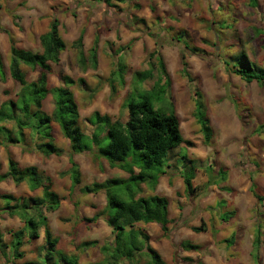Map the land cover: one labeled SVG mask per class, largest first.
<instances>
[{
    "label": "clouds",
    "instance_id": "obj_1",
    "mask_svg": "<svg viewBox=\"0 0 264 264\" xmlns=\"http://www.w3.org/2000/svg\"><path fill=\"white\" fill-rule=\"evenodd\" d=\"M53 28L65 42L54 57L40 61L37 53L43 54L45 45L29 50L21 44ZM0 41L11 53L6 76L0 72V77L14 85L9 95L0 94V161L5 165L0 171L8 172L9 161L14 165L0 180V264H144L143 254L160 238L169 261L175 254L174 264H186V256L200 258L191 264H257L264 201L257 202L251 189L253 180L264 176V160L253 155L252 141L264 136V0H0ZM92 54H103L95 68L88 63ZM61 71L73 79L65 82ZM14 72L24 75L22 85L13 80ZM68 86L82 90L79 98L89 102L78 117L83 141L61 132L59 125L49 137L50 129L42 126L43 117L55 119L59 90ZM40 89L43 96L36 94ZM146 93L160 96L171 110L149 111ZM97 97L107 121L87 124L83 115L93 119ZM10 100L20 109L12 116L7 115ZM134 103L141 106L128 107ZM184 103L208 130L206 138L198 133L195 150L183 142V134L176 141L168 119ZM191 118L186 112L177 126ZM156 120L168 129L160 133L159 148L141 128L142 123L159 127ZM117 127L126 129L122 143L128 147L113 150L108 145ZM155 150H163L159 161L148 159ZM157 165L167 182L168 219L146 216L147 205L137 209L141 220L111 219L107 186ZM61 174L64 180L58 183L53 178ZM73 175L78 177L74 186ZM233 176L237 187L243 185L240 192L224 190ZM94 184L107 186L85 195ZM139 187L133 205L156 195L155 188L145 193L143 184ZM55 198L60 203L51 207ZM237 206L238 215H232ZM25 207L33 210L22 212ZM84 213L94 217L93 224L86 223ZM29 220L43 222L34 228ZM241 225L246 226L245 255L238 256L237 243L229 241ZM141 227L153 237L147 243L140 238ZM185 244L202 247L190 251ZM129 246L138 249L132 259Z\"/></svg>",
    "mask_w": 264,
    "mask_h": 264
},
{
    "label": "trees",
    "instance_id": "obj_2",
    "mask_svg": "<svg viewBox=\"0 0 264 264\" xmlns=\"http://www.w3.org/2000/svg\"><path fill=\"white\" fill-rule=\"evenodd\" d=\"M113 7H116V5H112ZM39 40V44H43L45 45V51L43 54L37 53V55L39 56L40 61H44L48 58H52L54 57L55 54V50L59 47L61 50H63V48L65 47V42L64 40H62L57 33L55 32V29L53 28V31L48 33V34H40L38 37ZM11 43V42H10ZM20 51V55L24 54L23 48L19 49ZM9 53V52H8ZM10 56L11 53H9V60H8V65H7V69L10 65ZM246 59V56H245ZM89 65L91 68H95L97 67L98 61H97V56L95 54L90 55L89 61H88ZM251 63V62H249ZM24 65H30L29 61H24ZM16 67L19 69L21 68V64L17 63ZM0 72H3V66H2V62H1V58H0ZM5 74V73H4ZM61 77H63L65 82L71 81L73 78H71L68 75H64V74H60ZM1 80H4V77H0ZM13 80H18L19 83L22 85L24 82V75L21 74L20 72H14L13 73ZM80 83L83 85L85 84V80L83 77H80ZM60 91V95L57 96L56 98V110L53 113V116L55 117V119H52L51 117H43V119L45 120V124L42 125L43 127H47L50 129V131L47 133V135L49 137H51L52 135V122L56 123L57 125H59V129L61 132L67 134V133H75V136L73 137L74 139H80L81 141L84 140V137L81 133V127L79 126V111H78V106L75 102L74 99V95L70 89V86L65 87L64 89L59 90ZM6 94H8V92H5ZM37 95L39 96H43L44 92L42 89L38 90ZM146 99H147V106L149 111H152L153 107H155L157 110H159L160 107H164L163 105H161L160 107H156L155 103H157L159 101V99H161L160 96L155 97V99H153L151 93H146ZM37 106H39V102L37 101ZM62 106V107H61ZM140 103H134L131 105H128V107L130 108H136V107H140ZM169 111L171 110L170 107L168 106ZM14 110H20L17 107V104L14 102V100H10L8 105H7V115L8 116H12ZM93 115V119L89 120L87 119V121L89 122V124L92 123H97V124H102L105 123L107 121V117H101L100 113L97 111H94L92 113ZM3 117H4V113L0 112V125L3 124ZM194 118L196 120V123L199 125L200 128V133H203L205 138L208 135V130L205 128V122L202 119V117L200 115L197 114V111H194ZM168 119L172 120V131L175 133V139L177 142L181 141V132H180V125L177 126V121L178 118L177 116H169ZM156 124L159 125V127H155L153 125H149L146 123H142L141 124V128L142 129H146L149 136L152 137V141L151 143L157 145V148H159V143L162 142V138L160 137V133L161 131H163L165 134H167L168 129L163 125V123L160 120H156ZM5 131H9L8 129H5ZM13 139H16V136L13 135ZM111 139H112V143H110L108 145L109 148L113 149V150H118L119 147H125L127 148L128 145L123 144L122 143V139H127V135H126V129H122V128H115L112 133H111ZM167 140L169 142L172 141V136L171 135H167ZM183 142L186 144H190V141L184 140ZM163 155V150H155V156H149L148 159L152 160V159H156L157 161H159L160 157ZM109 164L112 165L113 168L115 167H119V165H117L115 162L109 160ZM13 162L9 161L7 164V168H8V172L7 173H0V180L5 179L7 177V175H9L12 170H13ZM34 170V169H33ZM163 173H159V168L158 165L156 167H144L142 168V170L136 175L133 176L132 178L128 179L127 181L124 180H116V182H114L112 185L107 186V185H102L100 187H108V196L110 197L109 199V209H110V213L109 216L111 219L113 220H117L120 218H125L126 220L129 221H138L141 220V216L139 211L137 210L138 208H142L144 205H147V211L145 213V215H149V214H163V217L165 220L168 219V200L167 198H165L164 196H158V195H154L151 196L149 199H144V197H140L137 201V203L135 205H133V196H136L137 193L140 191V184H143L145 182H148L152 187L156 186L157 184V180L160 177V175H162ZM63 175V174H61ZM23 179V177H22ZM72 183L73 186L76 183V180L78 179L77 176L73 175L72 176ZM51 182V181H50ZM25 183H27V181L25 180ZM30 187V184L28 185ZM189 185L187 183V181L185 182V187L187 188ZM100 187H97L95 184L92 185V187H90L88 189L87 194L89 193H93V192H99L100 191ZM253 187L254 185L252 184V191H253ZM127 194L129 199H125L124 196ZM54 197L56 196L55 193L52 194ZM5 199H9L10 197L6 194L4 196ZM60 203V200L58 198L53 199L51 207H54L56 204ZM7 207V206H6ZM34 208H39V204H35L33 206ZM33 210V208H28L25 207L24 209H21L22 212H31ZM13 212L16 211L15 208L12 209ZM99 215V213L97 214ZM44 219H47V217H45ZM84 220L86 222H92L94 221V217L92 218H84ZM29 224H32L34 228L39 226V223L43 222L40 220H29L27 221ZM203 224V223H201ZM204 229L203 228H197L196 231L202 232ZM121 233L124 232V229L121 227L120 229ZM139 233H140V238L144 241V243H147L149 241V236L148 234L145 232V230H143L142 228L139 229ZM33 235H36V233L34 232ZM38 238V236H37ZM50 243H53V247H55L54 242L48 241ZM261 242H259L258 247H260ZM84 246V245H82ZM184 247L188 250H197V246L193 245V244H185ZM101 253L104 254V249L102 248ZM127 258L132 259L135 255V252L138 251V249L136 248H132L131 246H129L127 249ZM144 257H146L144 264H163L160 255L152 248V247H148L146 252L143 254ZM185 262H192L193 260L189 257H185L183 258ZM138 263V262H137ZM44 264H47V261L44 262ZM66 264H72V261L66 260Z\"/></svg>",
    "mask_w": 264,
    "mask_h": 264
},
{
    "label": "rangeland",
    "instance_id": "obj_3",
    "mask_svg": "<svg viewBox=\"0 0 264 264\" xmlns=\"http://www.w3.org/2000/svg\"><path fill=\"white\" fill-rule=\"evenodd\" d=\"M221 7H223V5ZM193 31H195V29H193ZM38 34H34L31 37L30 41H22L21 44L26 46L27 49H32L35 45L38 44V39H37V35ZM249 39H251L250 36H249ZM241 44H242V47H243V37H242V40H241ZM245 56H246V59H248L246 51H245ZM0 58H1L2 66H3V71H4L5 76H6L7 65H8V60H9V53L5 51V46H4V43L2 41H0ZM102 60H103V54H101L100 57H97V61L102 62ZM249 62H251V61L249 60ZM60 74L68 75L71 78H73L71 75H69L68 73H66L64 71H61L59 73V75ZM83 78H84V80L86 82L87 77L83 76ZM13 86L14 85H6L4 83V80L0 79V94L5 95V96L9 95ZM70 89H71V87H70ZM6 91L8 92V94L5 93ZM71 91H72V93L74 95L75 102H76V104L78 106L79 117H80L82 115V113L80 111L81 105L83 104V106L85 108H87V107H89V102L87 100H83L82 101L79 98L80 95H81V91L82 90L73 91L71 89ZM161 105H163L164 107H168V105L166 104L165 101H163L162 99H159V101L157 103H155V106L156 107H160ZM102 106H103V100L101 98L97 97L96 100H95V103H93L91 105L92 113L94 111H97V112L100 113V108ZM194 111L195 110L192 109L191 105H189L187 103H184L182 107L177 109L176 114H175L177 116L178 120H181V121H183V118H184L186 112L191 114V116H192L191 119H188L187 122H181L180 123V132H181V135L183 134L185 139L189 138L190 144H187V145L191 146L193 148V150H195V148H196V141L199 138L198 137V133H200L199 125L197 123H195L196 120L194 118ZM83 118H84L85 122L87 124H89V122L87 121L88 116L86 114L83 115ZM209 119H211V118H209ZM258 122L259 121H257V123ZM51 126H52V132L55 131L57 124L52 122ZM79 126L81 127L80 123H79ZM256 131H258V129ZM252 148L255 150L253 152V155L256 156L258 158V160H264V136H258L254 141H252ZM53 163H55V162H53ZM4 167H5L4 163L2 161H0V169H3ZM258 167H259V165H258ZM115 168H117V167H115ZM0 173H4V172L0 171ZM53 179H55L58 183H63L64 177H63V175H60L59 177H55ZM255 180H256V184L257 185H254L252 194H253V196H254V198L256 199L257 202H262V201H264V176H260V177H258ZM232 181H233L232 183H234V185H233V187L231 186V190L228 189V188H225L224 190H228V191H230L232 193L240 192L241 189L243 188V185L242 186L240 185L239 187H237V183H235V181H236V177L235 176L232 177ZM154 188H155V186L152 187L148 182L143 183V190H144L145 193H148L150 190H153ZM166 190L167 189L164 186L160 185V186H158V189H157L158 193L157 194H159L160 196H167L166 195ZM140 191H141V189H140ZM155 191H156V188H155ZM245 191H247V190L245 189ZM84 194L85 195H91L92 193H89V194L84 193ZM124 198L125 199H129L127 194L124 196ZM96 206L97 205H95V204L91 205V207H96ZM238 213H239V206L234 208L233 211H232L233 215H238ZM262 215H264V214H262ZM84 218H92V217H89L87 213H84ZM86 223L87 224H93L94 221L86 222ZM201 223H203V221H201ZM97 227H99V226H97ZM142 229L145 230L144 228H142ZM245 232H246V226L245 225H241V232L239 234L234 233L232 240L229 241L230 244L237 243V247L234 249V254H236L238 256L245 255V250H244V248L242 246V242L244 240V233ZM161 240L162 239H159V242ZM204 243H209V242L206 241ZM198 246H199L198 250H200L202 246L201 245H198ZM259 252H260V255H259V257H257V264H264V242H261L260 247H259ZM160 253L162 254L161 256H163L164 264H174V262H175V254L174 253H173V260L172 261L167 260L165 258V256L163 255V252H159V254ZM144 261H145V259H144ZM186 264H191V263L190 262H186ZM229 264H231V262H229ZM238 264H243V261H239Z\"/></svg>",
    "mask_w": 264,
    "mask_h": 264
},
{
    "label": "crops",
    "instance_id": "obj_4",
    "mask_svg": "<svg viewBox=\"0 0 264 264\" xmlns=\"http://www.w3.org/2000/svg\"><path fill=\"white\" fill-rule=\"evenodd\" d=\"M39 35L40 34H38L37 35V39H38V37H39ZM38 44H39V40H38ZM29 50H31V49H29ZM195 123H196V121H195ZM180 125V124H179ZM199 130V129H198ZM184 140H187V141H189V138H187V139H185L184 138ZM235 183H237L236 181H235ZM253 185H257L256 184V180L254 179L253 180V183H252ZM164 186L166 189H167V182L165 181V179L163 178V174L158 178V180H157V184H156V186H155V188H156V195H158V196H160L159 194H157L158 193V191H157V189H158V186ZM233 185H234V183H232V184H230V185H228L226 188H228V189H230L231 190V186L233 187ZM241 186H242V184H241ZM165 198H167V200L169 201V197L168 196H164ZM233 215V214H232ZM168 216H169V213H168ZM142 228H144L145 229V232L148 234V236H149V240H152L153 239V237L150 235V233H149V228L148 227H142ZM204 231V230H203ZM202 231V232H203ZM160 239H162V238H160ZM193 245H195V244H193ZM198 248H197V250H190V251H198V249H199V246L198 245H196ZM158 254H159V252H163V255L165 256V258L167 259V260H169L168 259V256H167V247L165 246V244H164V241H163V239L159 242V244H158V246L157 247H152ZM160 255V257H161V260H162V262H163V264H164V261H163V256H161L162 254L160 253L159 254ZM186 257H189V258H191L192 260H199L200 258L199 257H192V256H186ZM185 258V257H184ZM201 264H208V261H201Z\"/></svg>",
    "mask_w": 264,
    "mask_h": 264
}]
</instances>
